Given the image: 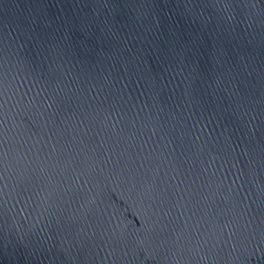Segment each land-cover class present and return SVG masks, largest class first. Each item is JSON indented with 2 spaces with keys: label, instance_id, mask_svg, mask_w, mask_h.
I'll return each instance as SVG.
<instances>
[{
  "label": "water",
  "instance_id": "water-1",
  "mask_svg": "<svg viewBox=\"0 0 264 264\" xmlns=\"http://www.w3.org/2000/svg\"><path fill=\"white\" fill-rule=\"evenodd\" d=\"M0 264H264V0H0Z\"/></svg>",
  "mask_w": 264,
  "mask_h": 264
}]
</instances>
